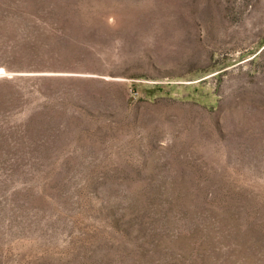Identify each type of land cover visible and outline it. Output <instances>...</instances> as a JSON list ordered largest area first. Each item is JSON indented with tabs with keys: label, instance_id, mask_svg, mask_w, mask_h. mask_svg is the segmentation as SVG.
Here are the masks:
<instances>
[{
	"label": "rangeland",
	"instance_id": "obj_1",
	"mask_svg": "<svg viewBox=\"0 0 264 264\" xmlns=\"http://www.w3.org/2000/svg\"><path fill=\"white\" fill-rule=\"evenodd\" d=\"M0 264H264V0H0Z\"/></svg>",
	"mask_w": 264,
	"mask_h": 264
},
{
	"label": "bare ground",
	"instance_id": "obj_2",
	"mask_svg": "<svg viewBox=\"0 0 264 264\" xmlns=\"http://www.w3.org/2000/svg\"><path fill=\"white\" fill-rule=\"evenodd\" d=\"M0 69H2L1 67H0ZM3 70V69H2Z\"/></svg>",
	"mask_w": 264,
	"mask_h": 264
},
{
	"label": "snow or ice",
	"instance_id": "obj_3",
	"mask_svg": "<svg viewBox=\"0 0 264 264\" xmlns=\"http://www.w3.org/2000/svg\"><path fill=\"white\" fill-rule=\"evenodd\" d=\"M0 72H2V70H0Z\"/></svg>",
	"mask_w": 264,
	"mask_h": 264
}]
</instances>
